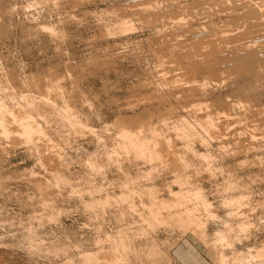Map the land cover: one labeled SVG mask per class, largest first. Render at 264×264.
Instances as JSON below:
<instances>
[{"label":"rangeland","instance_id":"374dc122","mask_svg":"<svg viewBox=\"0 0 264 264\" xmlns=\"http://www.w3.org/2000/svg\"><path fill=\"white\" fill-rule=\"evenodd\" d=\"M29 1L33 0H0V26L7 30L5 34L0 33V79L1 71L20 77L34 73L41 76H46L49 72L56 73L62 78V85L70 90L71 100L76 109L81 111L80 115L88 118L86 119L89 126L100 131H105L102 126L110 124L118 115L129 116L144 108L148 109L152 115L149 119H147L149 116H146L143 120L156 121L159 116H163L167 118L166 122L184 113L183 109L187 111L191 105H195L194 102L198 104L202 101L203 104H207L208 107L203 108L206 111L202 109L200 112L219 111L223 118H219L217 114L221 121L218 130L222 128L220 134L223 135L222 139L219 137L217 141L222 143L219 141L217 143L214 138L209 151L215 155L214 166L220 168L222 173L209 175L201 170L198 161L194 160L193 168H198V173L193 174V177L190 176L195 179L189 178L193 184L196 183L194 185L202 187L205 195L212 202L217 216L229 221L232 228L231 234L239 237L232 248L227 249L225 253L231 256L237 252H246L249 248L262 249V256L253 259L251 264H264V63L260 65L263 66L262 68H256V64L250 66V64L240 63L247 68L244 71L243 65H239L238 62L233 64V60L219 58L220 53L213 54L214 51L207 54L202 50L203 48L199 47V49L198 45L195 48L197 51L192 47L188 49L190 51L194 49L192 53L198 54L194 53L193 56H191L192 53L189 55L187 49L184 51V48H181L180 51L175 46L185 44V48H188L187 46L192 45V42L198 43L196 39L201 37L200 30L207 24L209 26L211 21H217L216 17L211 19L206 17V14L204 16L205 11L203 10L206 4L202 3V0H197V3L200 1L198 4L195 0L193 7L185 13L176 9L175 3L158 4L153 3L152 0L151 3H147L149 0H34L39 3L28 6L26 4ZM240 1L242 2L239 0L237 4L239 8ZM199 4L205 7H200ZM155 5H162V10H156V13ZM162 11L164 14H161ZM223 14L221 15L223 19H230L227 14ZM179 15L183 17L179 24H171L173 21L170 23L169 20ZM123 20H130L131 28H133L122 30L120 24ZM41 24H52L57 32L56 35L41 30L39 28ZM201 25H204L202 29H200ZM198 27V31H192ZM187 30L197 35L196 39L195 35L193 34L192 37ZM201 32L204 35L205 31ZM204 37L205 35L201 38ZM171 51H173L172 55L176 53L175 60L174 56L171 57ZM198 51L206 54L205 56L202 54L205 57L204 60L209 55L211 59L212 57L214 59L216 55L219 59L216 58L218 61L207 60V65L210 62L211 64L206 66L202 63L205 61H202V55H199ZM171 59L176 62L167 63L168 60L171 62ZM197 60H201L199 61L201 63ZM224 61H229L231 64ZM212 62H214L213 65ZM161 63L163 67H168L167 76L173 75L177 71L173 68H177L178 65L185 70L187 76L182 70L183 80L168 82L164 87H160L158 81L160 86L158 84L157 86L158 73L156 72L160 69L158 66ZM51 66L53 68L49 70ZM253 66L256 71L262 69L259 75L257 71L258 77L252 71V69L255 70ZM192 68L191 74L193 75L189 76L190 79L186 81V77L191 75L189 70ZM207 69L214 70L210 72ZM246 72L250 73V76L252 73L253 76L246 75ZM193 77L196 87L192 82V88L188 82L191 84ZM203 80H207L206 87L202 86ZM185 81L187 87L200 89H197L199 93L194 89L195 97L190 96L192 93L190 88L184 87ZM243 85H247L245 89L248 87L249 89H242ZM38 89L33 84L27 88L33 96H37ZM205 89L209 91L206 95L203 91ZM239 90H243L242 93L245 96L242 97ZM188 91L189 94H187ZM245 97L249 98V105H253V108L251 105L250 108L254 109V111L249 110V114L246 112V117L241 115L243 114L239 112L241 109H236L235 105L232 110L230 109L234 100L246 99ZM85 98L87 101L83 100ZM57 101L60 102V99ZM227 103L230 105L225 106L229 108L226 112L223 105ZM187 105H189L188 109ZM256 107L259 109L258 113ZM220 109L225 110V116L222 115L224 111L222 113ZM230 110L233 114H230ZM227 115L230 117L229 120ZM37 120L45 127L41 119L37 118ZM223 121H229L225 122V126L230 128L224 127L223 129ZM256 122L258 123L255 126L257 128L253 129L255 135L251 137L248 133L251 128L247 130L246 127L250 126L245 124L253 123L254 125ZM161 128L164 131H171L167 126ZM49 131L53 140L59 144L60 157L56 153L57 156L55 155L54 158L56 151H49V148L43 146L41 148L44 149H39L24 144H17L13 147L8 142L2 144L9 148L6 147L7 150L0 159V162L3 161L0 163V264H83L78 255L81 248L93 251L99 249L98 262H103L105 261L104 256L109 257L106 252L111 245L105 235L112 236L114 240L117 230L120 229H123L122 231L130 237L132 250L128 252V259L131 264H178L172 256V249L183 236L194 239L198 248L197 252L200 254L198 256L201 259L207 264H216V248L212 246L211 241L214 231L221 229L219 220L209 221L205 216L202 217L201 229L203 231L199 232L203 234L202 239L197 232L178 226L174 221L149 226L140 220L137 210L133 209L126 211L119 225V221L113 217L111 211L117 208L113 205L118 204L115 200L123 191L118 185L123 178L118 176L115 166L112 165L109 169L107 168L106 177L92 174L93 172H89L85 166L84 159L91 153H97V150L101 148L94 135L91 132L89 135L87 131L68 134L67 131L56 126L50 127ZM106 133L112 135L114 129L110 128ZM176 144L182 149L181 143ZM220 144L225 149L221 148ZM222 150H225V154ZM46 156L49 158L51 156L55 162L51 160L52 163L48 165L47 160L43 159V157L46 159ZM56 157L61 159L60 161L58 158V163H64L67 170L62 168L65 170L62 172L71 180V183L66 186L59 187V191L57 186L55 190L53 186L46 189V185L43 184L49 178L48 168L62 167H55L57 166ZM130 160L128 162L127 159L122 160L124 161L122 168L125 167L124 170L127 169L126 171L132 176L139 175V188L140 185H153L152 182H154L160 198L164 200H169L167 186L178 190L179 185L173 182L174 176L168 166L158 167L155 177L141 176L143 171L150 169V165L143 163L140 158L132 162ZM41 162L46 163L43 165H46L47 169ZM29 172L33 176L28 174ZM228 179L234 187L226 192L222 182ZM35 182L37 185L41 182V189L43 187L41 191L45 190L46 194L40 191L41 195L38 192L40 185L37 187ZM89 182L102 186L111 195L112 204L106 207L103 214L105 220H101L100 216H94L91 210L85 208L81 202L82 199L87 200L88 198L84 189ZM240 194L247 196L244 206L234 210L239 211L235 212V215L227 217V210L221 206L222 198L227 195L239 196ZM140 199L148 202L145 195L136 198V209L139 211L143 209L140 207ZM52 213L55 215L54 219L49 218ZM239 221L247 222L246 229L239 231L236 228V223ZM97 238H100V242L95 245L94 240ZM151 243L159 249L160 254L149 253ZM55 248H64V250L55 252Z\"/></svg>","mask_w":264,"mask_h":264},{"label":"bare ground","instance_id":"6f19581e","mask_svg":"<svg viewBox=\"0 0 264 264\" xmlns=\"http://www.w3.org/2000/svg\"><path fill=\"white\" fill-rule=\"evenodd\" d=\"M152 1L153 3H158V4L175 3L177 5L176 9L178 8V10H180V12H183V13L188 12V10H190V8L193 7V3L195 2V0H192V1L189 0L191 2H188L187 0H152ZM200 1H198V3ZM232 1L233 0H202L201 2L202 3L205 2L206 7L204 5L203 6H201L200 4L199 5L200 7H205V10H203L204 8L203 9L201 8L203 12L205 11L204 16L206 14V17L208 18L210 17L211 19H213V17H216L215 19H217V21L216 22L211 21L209 26H207L208 24L205 26L203 25L204 27L202 25L200 26L201 27L200 29H202V27L203 29L200 30V33L199 32L198 33L199 35H201V37L205 35L204 38L200 37V39H198L199 37H197V35L193 33L195 35L194 36L195 39L197 37L196 40H198V43L192 42V45L187 46L188 48H185L186 47L185 44H176L175 46H177L179 50L181 48H184V51L185 49H187V51H189V55H191L190 53H192V51L197 47L196 45H198V48L199 47L203 48L202 50L207 52V54L208 53L210 54L213 51H214L213 54L218 55V53H220L219 58L223 57V59H226L229 61L233 60L232 61L233 64L235 62H238L239 65L250 64L251 66L252 64H256L258 66L255 65V67L260 68L261 67L260 65H262L261 63H264V0H245V2L244 0H242V2L240 1L241 3L239 2L241 5L240 8L237 5L239 0H236L237 2L234 0L235 4L233 3L234 1L233 2ZM37 3H39V1L33 0V1H29L28 4L26 5L33 6V5H36ZM147 3H151V0H149V2ZM188 3L190 4L192 3V4L190 5ZM196 3H197V0H196ZM162 5L164 6V4ZM162 5H157V6L155 5V8H157V9H154L155 12L156 10L160 11ZM162 12L163 13L161 12L160 13L164 14V11ZM149 13H151L150 10H149ZM221 13L222 14L225 13L223 15L227 14V16L230 17V19L227 16L225 17L228 19H223V17H221L222 15ZM176 18L175 16H174V19L170 18L171 19L169 20L170 23L173 21V23L171 24H179L180 19H182L183 17L182 16L180 17L179 15V17H176ZM131 26L132 24H130V20H123L122 23L120 24V28L124 31L131 28ZM39 28L45 32H48L51 35H56L57 33L52 24H41ZM197 29L199 30V27L194 28L192 31L193 32L195 30L198 31ZM203 30L206 33L205 34L203 32L204 35L201 34L202 33L201 31ZM6 31L7 30L5 27L0 26L1 34L7 33ZM188 31L189 33L191 32L190 30H187V32ZM193 34H192V37H193ZM252 34L253 35L255 34V35L253 36ZM190 47L194 49H192V51L188 50ZM202 50H200V52H202ZM195 51L197 50L195 49ZM172 52L173 51H171V55H172ZM194 53H192L191 56H193ZM173 54L175 55L176 53H173ZM196 54L197 53H195V55ZM200 54L202 55L203 53H199V55ZM174 55H172L171 57L173 58ZM203 55L205 56L206 54L204 53ZM203 55L201 57L202 61L204 60L203 58H205ZM216 56L214 58L215 60L212 57L214 61H216L217 60L216 58H218V56L217 57ZM208 57L204 60L205 62L207 60H212L210 57L208 59ZM175 58L176 57L174 56L173 59L175 60ZM174 60L171 59V62L168 60L167 63H173ZM199 61L201 60H197V62ZM229 61H224V62H229ZM205 62H202V63H204L206 66H209V64H211L210 62L207 65L208 61L206 63ZM213 63L214 62H212V65ZM240 63H243V64H240ZM239 65L238 67H240ZM244 66L245 65H243V68L242 67L241 68L244 69V71H246L247 68L245 67L246 68L245 69ZM158 67L160 69L158 70L154 69V70H157L156 73H158L157 74L158 80L156 81V85L158 84V81H159V84L161 86L159 84L158 85L160 87H164V85H167L168 82H171V81L177 82V80H180V79L183 80L182 78L184 76L183 74L186 73L185 70L181 69L182 67L178 65V67L176 66L177 68H173L177 71L173 75L167 76L168 67L167 66H166L167 68L163 67L162 63ZM211 67L213 68V66ZM253 67H251V69ZM52 68L53 66L49 67V70H51ZM256 68L255 70L252 69V71H254V75H257V71H258V75H259L260 74L259 72H261L262 69H259L260 71L257 69L256 71ZM240 69L239 71L242 70ZM182 70L184 72L183 74H181ZM211 70L213 71L214 69H211ZM211 70L209 71L211 72ZM189 72L191 74V72H193V68L190 69ZM247 73L248 72H246V75L250 74V73L249 74ZM192 75L193 74L188 75V77H186L187 79H185V77L184 79L187 81L190 79ZM251 75L253 76L252 73ZM185 76H187V73ZM257 77H254V78L257 79ZM206 78L208 79V77ZM61 79L62 78L54 72H49L46 76H41L40 74L34 73V74H28L26 76L20 77L17 75H12L7 72L1 71V79H0V159L4 156L3 153L5 150H7L6 147H8V146L4 147L2 145L3 142L10 143L12 147L17 144H20V145L24 144L28 146H35V148L37 147L40 149L43 146L45 148L46 147L49 148L50 149V150L48 149L49 151L51 150L52 152L53 150L56 151L54 152L55 154L53 153L54 155L51 154L53 155V157L56 155V153L59 156L60 155V151H58L59 144L53 140V138L51 137V133L49 131V128L52 126L60 127L62 130L67 131L68 134L84 133L85 131H87L88 133L91 132V134L94 135V138H96L97 140L96 142L99 143L101 148L99 147L100 149L97 150V153H91L89 154L87 158L84 159L87 170H89V172L92 171L93 172L92 174L95 173V175L99 174V175L105 176V174H107L106 171L112 165V166H115V169L118 172L117 173L118 176H121L123 178L120 184H118L123 189V191L118 194L117 200H115L118 204L113 205V206H117V208L111 211L113 217L119 221V225L122 223V219H123V216H125L126 211L133 209L135 211L137 210L138 215H140V220L147 223L149 226H155L156 223L163 224V223H169L171 221H174L175 224H177L178 226H182L190 230L192 229L193 232L195 233L197 232L198 236L202 239L203 234L199 232L203 231L201 229L202 224H203L202 217L205 216L206 220H209V221L219 220V223L221 225V229H216L214 231L212 241H211L212 246L216 248V253H215L216 264H251V261L253 259H255L256 257L262 256V249H254V248H249L246 252H237L236 254H233L231 256H228L225 253L227 249L232 248L235 240H238L239 237L238 235L231 234L232 228H231L229 221L227 219H220L217 216L212 202H210V200L207 198L202 187H199L198 185L197 186L194 185L196 183L193 184V181L190 179L193 177L192 176L193 174H196V172L198 173V168L197 169L193 168L195 166L194 160H197L198 161L197 163L199 164L200 169L206 171L209 175H215L217 172L222 173L220 168H217L214 166L213 158L215 155L211 154L209 151V146H211V142L212 140H214V138L216 141L217 139H220V138L222 139L223 134H220L221 133L220 130L222 128L220 127L221 129L218 130L219 123H221L217 115L220 113L219 111L217 112H215V110L211 111L212 115L211 113H209V111L205 113L204 111L206 110L203 108L208 107L207 104H203L204 102L202 103V101L199 102L198 104L194 102L193 104L195 105H191L190 108H189V105H187L188 107H186L187 109L193 108L192 110L188 109L187 111H185L182 108L184 113L178 114L176 117L173 118L172 121L166 122L167 118H164L163 116H159V118H157L156 121L155 120L154 121L143 120L145 119L146 116H149L147 118L149 119L152 115L148 109L144 108V110H141L140 112H136L129 116L118 115L117 117L114 118V120L110 124H104L102 126L105 131L95 130L93 127L87 124L88 118L86 117L87 118L86 119L80 115L81 111L79 112L78 109H76V107L74 106L71 100L72 98L70 96L71 95L70 90L68 89L69 90L68 91L62 85ZM193 79L194 77L191 78L192 81L190 80L191 84L188 82V84L192 88L195 85L193 82L194 81ZM249 79L251 80L252 78H249ZM186 81L184 82V84L186 83L184 87H187ZM206 81L207 80H203V84H202L203 87H206V84H205ZM192 82H193V86H192ZM195 83H196V80H195ZM32 84L35 85L37 88H39L38 89L39 92L37 96H33L32 94H30V91L27 90V88ZM246 86L243 85V87L241 88L245 89ZM187 88H190V87L188 86ZM194 89L196 90L195 92L200 90L198 88H197L198 90L196 88ZM194 89H191V91L189 90L190 92H192L190 96L195 97L196 94L194 92ZM247 89H249V87ZM189 91L187 92V94H189ZM203 91L206 92V93L204 92L205 95L209 92V91L207 92L206 89ZM242 91H240V93H242ZM210 92L212 93V91ZM247 94L249 95L250 93L248 92ZM243 95L245 96V94L242 93V97ZM247 97L245 98L247 99ZM58 99H60V102L57 101ZM243 99L244 98L242 99L238 98L234 100V103L231 104L230 109L232 110V107L235 105L236 109L240 108L241 110H239V112L244 114V115L243 114L241 115L246 117L245 113L246 112L248 113V111L253 108V105L250 104L252 106V108H250L249 101H248L249 98L247 100L246 99L243 100ZM83 100L87 101L86 98ZM229 105L227 103L226 105L224 104L223 106L225 108V106L229 107ZM202 109L204 110L203 111L204 113L200 112L202 111ZM226 109L227 108H225V110ZM256 109L258 113L259 109L257 107ZM218 110H219V107H218ZM221 110L222 109H220V111ZM225 110H223L224 113L223 111H221L223 113L222 115L225 114ZM252 110L254 111V109ZM213 112L215 113V115H213L214 114ZM202 113L206 115L204 116ZM200 114H202V116ZM230 114H233V112L231 111ZM230 114L229 116L231 117ZM227 116H226V120L229 117ZM221 117L223 118V116L219 114V118ZM230 117L228 118V120L230 119ZM37 118L41 119L44 122L45 127L37 120ZM232 121H234V119ZM223 122H222V125L223 124L224 125L222 126L220 124V126H222L224 129V127H226L225 126L226 121L224 123ZM257 124H258L257 122L254 125L253 123L245 124L246 126H250L249 128L245 126L247 130L251 128V130L248 132L251 137L255 135V133L253 132L255 130L254 128H257L255 127ZM162 126H167L168 128L171 129V131L162 130L161 128ZM110 128L114 129V133L112 135H109L106 133V131ZM177 142L182 144V149L181 147L177 146L176 144ZM219 143H222V142L219 141ZM216 146L218 149L219 148L218 145ZM220 147L223 148V145H221ZM41 149H44V148H41ZM222 151H224V154H225V150H222ZM222 151L221 153H223ZM221 156H224V155L221 154ZM46 157H47L46 159L45 157H43V159L45 161L47 160L46 163L48 162V165H50V163H52V161L54 160L51 156L50 158L48 156ZM58 158L56 157L57 166L55 167H60V166L62 167L61 168L54 167L55 169L48 168V171L50 170L48 174L49 178L48 179L46 178L47 180L44 181L43 183L46 185V189L49 188V186L50 188H52L51 186H53V189L55 190L57 186L58 187L57 190L59 191V187L66 186V184L71 183V180L68 179L69 177L67 178V176H65L63 173L65 170H62V168L66 169L64 163L62 162L58 163L57 161ZM136 158H140L143 163L150 165V169L147 171H143L141 176H149V177L154 176L155 177L156 175L155 172H157L156 170L158 169V167H162V166L169 167V169L171 170V173H173V176H174L173 182L176 185H179L178 190H173L171 187L167 186L166 190H168L167 194L169 196V200H164L160 198L158 194V188L154 185V182H152L153 185L151 184L145 185V186L140 185V188H139L138 186L139 175L132 176L128 171H126L127 169L124 170L125 167L122 168L123 166L122 162H124L122 160L127 159V162H128V160L132 159L133 161ZM43 159L42 161H44ZM59 160L61 161L60 158ZM46 163L44 162L42 163V165ZM43 166L44 168H46L45 167L46 165H43ZM52 166L53 165H51V167ZM28 174H30V172ZM30 175L33 176V174H30ZM34 176L36 177L35 174ZM192 179H195V178H192ZM40 183H39L40 186L37 185V187L39 186L38 192L43 190V187L41 189ZM222 183H223L224 191L226 192H228L232 187H234L232 185V182H230L229 179L224 180ZM69 186H71V184ZM54 190L51 192H54ZM84 190H85L84 193L88 195V198L87 200L85 199L81 200L83 206L87 208L88 210H91L94 216H100L101 220H105L103 219L104 218L103 214L105 212V209L107 206H110L112 204L111 195L109 194V192L104 190L102 186L101 187L100 185L96 186V184L94 185L91 182H89L88 186ZM47 191L48 190H46V192ZM44 193H45V190L42 194ZM142 195H145L148 198V202H143V200L140 199V207H142L143 209H140L139 211L138 209H136V205H137L136 198L141 197ZM245 197L247 196L240 194L239 196L227 195L222 198L221 206L225 208V210H227L226 212L227 217H230L233 214L235 215V212L237 211H234V210H237L238 207L240 209L241 208L240 206L242 205L244 206ZM44 205L48 206L45 203ZM49 218L54 219L55 218L54 213H52L49 216ZM247 226L248 224L245 221H239L236 223V228L239 231L246 229ZM122 230L123 229L117 230V235L114 237V240L112 239V236L108 234L105 235V238L110 240L111 242L110 248L106 252V254L109 255V257L106 258L104 256L105 261L98 262V255L100 253L99 249L93 251V250H89L86 248H81L78 252V255L81 258L82 263L83 264H131V262L128 259V252L129 250H132L131 244H130L131 242L130 237ZM94 241H95V245H98V242H100V238H97ZM61 250H64V248L54 249L55 252L61 251ZM158 250L159 249L156 248L151 243V245L149 246V253L160 254Z\"/></svg>","mask_w":264,"mask_h":264},{"label":"crops","instance_id":"0c3cea01","mask_svg":"<svg viewBox=\"0 0 264 264\" xmlns=\"http://www.w3.org/2000/svg\"><path fill=\"white\" fill-rule=\"evenodd\" d=\"M196 242L192 237L183 236L172 249V256L178 264H207L197 252ZM199 255V256H198Z\"/></svg>","mask_w":264,"mask_h":264}]
</instances>
